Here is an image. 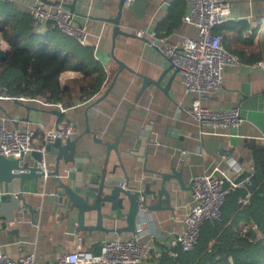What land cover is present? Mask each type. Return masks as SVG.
<instances>
[{
    "label": "crops",
    "instance_id": "crops-1",
    "mask_svg": "<svg viewBox=\"0 0 264 264\" xmlns=\"http://www.w3.org/2000/svg\"><path fill=\"white\" fill-rule=\"evenodd\" d=\"M0 1L11 6L0 7V20H7L16 18L20 12L29 14V4L33 0ZM58 1L66 8L67 4L73 3L76 21L87 29L86 44L92 47L94 57L104 70L100 88L93 95L82 98L83 73L78 69H65L59 75V82L67 97L73 100L72 104H48L38 99L0 100V121L5 125L34 130L38 135L37 142H42V126L50 127L55 122L69 119L78 126V148H88L95 161L106 159L108 169H114L113 174H122L124 168L132 175L134 167V180L138 185L143 187L150 183L148 188L155 192L161 185L160 172L168 171L171 164L180 169L182 187L176 178L166 182L172 208L148 209L140 204L136 216L134 232L139 240L151 246L142 264H155V255L165 247L166 238L183 226L181 219L191 202L189 186L193 175L210 172L215 166L224 167L223 155L240 162L244 174L254 169L253 145L264 144L259 139L264 134V73L249 64L264 59V0H227L230 6L228 17L212 29L214 33L223 34L224 46L237 54L242 64L225 65L220 88L210 90L201 98V103L210 108L239 105L243 120L233 128L203 127L186 113L177 112V106L190 103L195 94L185 90L173 67L159 85L147 82L142 87L145 78H157L170 62L145 37L136 36L134 30H155L175 44H180L185 36H197L196 26L182 21L188 8L187 0ZM117 13H120V31L114 33L109 18ZM30 25L41 38L55 28L50 22L37 25L32 19ZM0 47L9 52V44L1 34ZM91 96L94 98L88 101ZM93 102L95 106L91 105ZM140 136L146 140L141 145L145 163L136 160ZM129 148L136 152L124 155ZM24 159L32 163L29 153ZM44 159L49 170H53L54 155L45 152ZM51 177L55 178V175ZM47 178L24 179L21 193L26 204L36 209L35 212L23 205L24 210H15L12 219L3 216L0 219L4 223V227H0V249L11 257L17 258L24 250H32L36 264H47L60 254L74 250L77 245L98 252L104 239L116 234H133L126 230L117 233L80 228L76 208L56 206V201L48 198L56 186H52L50 176ZM146 202L158 204L159 198L149 194ZM238 210L226 217L215 237H211L207 224L201 226L204 233L210 232L208 249L217 244L216 237L229 226L240 233L253 228L251 221L238 218ZM94 222V214L86 213L84 224ZM102 225L106 228L122 227L126 220L124 217L103 218Z\"/></svg>",
    "mask_w": 264,
    "mask_h": 264
},
{
    "label": "built area",
    "instance_id": "built-area-1",
    "mask_svg": "<svg viewBox=\"0 0 264 264\" xmlns=\"http://www.w3.org/2000/svg\"><path fill=\"white\" fill-rule=\"evenodd\" d=\"M188 8L182 15V21L196 26L197 36H185L180 44L173 43L166 36H160L155 30L135 29L134 34L145 37L148 43L170 59L177 69L180 83L185 90L195 94L188 104L177 106V112H183L194 118L200 126L233 128L243 117L239 105L227 108H210L201 103V98L222 84V69L225 65L237 66L240 57L228 51L224 46V36L212 31L215 25L222 23L230 12L227 0H187ZM129 2V0H126ZM29 13L33 22L42 25L50 22L60 32L73 37L81 44L87 43V29L76 21L75 16L62 3L47 5L40 0L29 4ZM264 73V59L249 64ZM106 82V81H105ZM104 82V84H105ZM94 97L88 98L91 101ZM36 99L24 94H14L5 85L0 86V100ZM37 100V99H36ZM39 100V99H38ZM49 103L48 101H44ZM95 106V102L91 103ZM60 110L63 108L60 106ZM42 142H37V133L32 129L5 125L0 121V154L8 158H19L31 150L37 149L42 158L39 164L49 170L44 159L45 145L55 138L63 141L78 134V126L69 119L53 123L50 127H41ZM264 142V134L259 136ZM183 152V151H182ZM224 167L215 166L210 172H201L190 179L191 202L182 216V228L166 238L162 249L174 256L179 247L190 250L198 242L201 225L205 221H221V208L227 195L237 189H245V195L238 198L243 205L247 202L252 185L254 169L243 173V165L232 156L223 155ZM150 243L142 242L133 232L128 236L119 234L102 241L98 252H92L77 245L72 251L64 252L47 264H142L148 256ZM160 249L155 257L162 252ZM0 264H36L35 253L24 250L17 258L11 257L0 249Z\"/></svg>",
    "mask_w": 264,
    "mask_h": 264
},
{
    "label": "trees",
    "instance_id": "trees-1",
    "mask_svg": "<svg viewBox=\"0 0 264 264\" xmlns=\"http://www.w3.org/2000/svg\"><path fill=\"white\" fill-rule=\"evenodd\" d=\"M3 6L8 8L10 4L0 1V7ZM30 22V13L26 12L0 20V34L10 47L6 59L0 60V86L5 85L14 94L70 105L73 100L60 86L59 75L65 69H78L85 78L81 97L96 93L104 70L94 57L92 47L80 44L56 27L41 38ZM253 158L251 194L247 202L243 205L238 202L239 196L245 195V189L232 191L221 208L222 220L203 223L208 225L211 237H215L226 217L239 209L238 218L251 221L253 228L240 233L229 226L216 237L217 244L208 249L210 232L204 233L201 227L193 248L178 247L174 256L162 250L155 257V264H264V144L253 145Z\"/></svg>",
    "mask_w": 264,
    "mask_h": 264
},
{
    "label": "water",
    "instance_id": "water-1",
    "mask_svg": "<svg viewBox=\"0 0 264 264\" xmlns=\"http://www.w3.org/2000/svg\"><path fill=\"white\" fill-rule=\"evenodd\" d=\"M40 1L49 3V5L50 3L54 5L60 3L58 0L53 2L49 0ZM67 6L70 12L74 14V4L70 3ZM119 15L120 13H117L116 16L109 18L114 25V33L120 31L118 26ZM7 55L8 50L5 51L0 47V60L6 59ZM168 60L170 64L159 73L157 78H145L142 87L147 82L159 85L163 76L172 67L174 68V73L177 72V69L169 58ZM16 102L20 101L16 100ZM79 136L76 135L64 141L60 138H55L52 142L45 145V152L54 155L53 170H44L39 164L42 154L37 149L29 152L32 156V163L25 160L24 155L19 158H8L0 154V219L2 216L7 220L12 219L14 211L24 206L28 207L30 212H35L36 209L26 204L24 196L21 193L23 182L24 179L35 178L37 180L39 177L48 180L47 176H50V181L53 183L52 186H56L55 190H51L48 194V198L55 200L56 206L66 205L76 208L80 228H98L117 233L123 230L134 232L140 204H143L148 209L158 207L172 208L171 193L166 187V182L171 178H176L182 187L180 169H176L171 164L168 171L160 172L161 185L155 192L148 188L150 183H145L143 187L138 185L137 181L134 180L136 171L134 167L132 168L134 171L132 175L124 168L122 174H113L114 169H108L106 159L102 162L95 161L93 154L88 148H78L77 141ZM144 139L141 136L139 137L140 146L137 152L138 157H136V160H142V163H145L146 160L144 159L145 154H141V145L146 141ZM147 141H150V139ZM109 147H111V144ZM112 147L116 148L114 144H112ZM107 151L108 148L106 149V153ZM126 151L123 152L126 156H130L132 151L136 152L132 148ZM120 166H123L122 162H120ZM145 169L147 168L145 167ZM53 175H55V178L51 177ZM151 183H154V180H151ZM149 194L157 195L159 203L149 204L146 202ZM22 209L24 210V208ZM86 213L94 214L95 222L93 224H84ZM121 217H124L126 220V225L122 227L114 226L106 228L102 225L103 218L118 219ZM0 227H4V223L1 221Z\"/></svg>",
    "mask_w": 264,
    "mask_h": 264
}]
</instances>
